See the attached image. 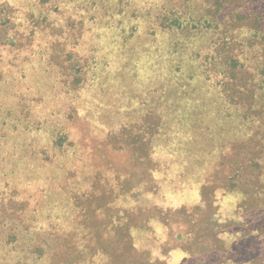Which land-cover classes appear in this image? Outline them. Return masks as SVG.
Wrapping results in <instances>:
<instances>
[{
    "label": "rangeland",
    "instance_id": "1",
    "mask_svg": "<svg viewBox=\"0 0 264 264\" xmlns=\"http://www.w3.org/2000/svg\"><path fill=\"white\" fill-rule=\"evenodd\" d=\"M183 2L0 0V264L85 262L81 226L87 264H264V0L206 8L176 73Z\"/></svg>",
    "mask_w": 264,
    "mask_h": 264
},
{
    "label": "trees",
    "instance_id": "2",
    "mask_svg": "<svg viewBox=\"0 0 264 264\" xmlns=\"http://www.w3.org/2000/svg\"><path fill=\"white\" fill-rule=\"evenodd\" d=\"M199 2H201V5L203 4L202 9H201V7H197V4ZM226 2H227V0H184V2L182 4L184 7V10H182V11L180 9H176L173 7H171V9L168 8V9L161 10V13H159L160 15L158 18L159 27L160 28L164 27L165 29L171 30V36H174L175 38H178V39L183 38V40H184L182 42L172 43L173 48H172L171 56L173 57V61L177 65V69L175 71L176 73L181 72V70L184 66L182 59L184 58V56L187 57V55H189L190 52H193V49L195 48L194 43H196L197 39H199L200 34L203 33V31L205 32L206 25L209 24L210 28H214V27L220 28V26L223 24V21H222L223 17L215 18V17H213V15H210L207 13L205 14L206 8H207V10H208V8H210L212 10V11H210V13L214 12V11L218 12L224 6V4H226ZM235 6L241 7V4H236ZM238 15H239L238 18L240 20L245 18V14H243V13H239ZM182 52L184 53V55L181 54ZM177 94L179 95L177 98H179L180 102L182 101L185 104L186 99H187L185 94L184 93H177ZM184 104H182V105H184ZM223 106H226L227 108H228V106L233 107L232 102L229 103V101L226 102V104H224ZM244 118L245 119L248 118L247 113H245ZM67 136L66 135H60L58 138V141L56 142V146H58L62 150V152H63L62 155L64 157L71 156L72 158H75L78 156L79 151H76V150L69 151L68 147H73L74 149H76L75 148L76 143L72 141L71 143L68 142V144H67V141L69 138V136H68V138H67ZM126 146L128 148L130 145L126 144ZM120 148L126 149L123 145H121ZM199 155L201 158L203 157V155L201 153H199ZM66 159H68V158H66ZM79 163L80 164L83 163V165L86 164V162L84 163V159L82 158V156H80ZM60 164L62 165L63 162L59 163V165ZM74 164L76 165V162H74ZM91 172L92 171H90V173H88V175H86V176L84 175L83 179L87 180V176L90 177ZM95 174L97 175V178H98L103 173H101L100 170H98V171H96ZM127 181L128 180H125L123 182V185H128ZM67 183H66L65 188L70 187L69 184H67ZM92 183H93V181H92ZM107 186H109V188L111 187V183L109 181L107 182ZM126 193L128 195L129 191ZM124 194H125V192H124ZM116 196L112 197L111 205H114V203L116 201L125 202V200L122 199V195H119L117 197ZM124 197L125 196H123V198ZM85 202L88 203L89 201L86 199ZM88 206H86V208ZM101 208H102V210L104 209L103 207H101ZM68 218L70 219L71 217L69 216ZM88 220H89V218H88ZM85 224H87V222ZM107 229H108V227H106V226L102 227V229L97 227V229L95 230L96 232L93 233L94 230H92L90 227L81 226L78 230H76V233L74 232L73 236H75V237L80 236V237L78 239L77 238L73 239V242L75 241V243L78 244V246L83 247V250H84L83 252H85L86 260H85V262H84V260L79 261L78 258L71 256L69 251H68L67 255L71 257V260L67 261V263H65V264H81L82 262H84V264H87L89 261H91L93 259V257H99L100 255H103L105 249L102 246V243L100 241H102V239H103L102 235L105 234ZM91 241L93 244L91 243ZM38 243H42V244H40V246H38V248L48 244L47 241H45V240H43V242L40 241Z\"/></svg>",
    "mask_w": 264,
    "mask_h": 264
}]
</instances>
